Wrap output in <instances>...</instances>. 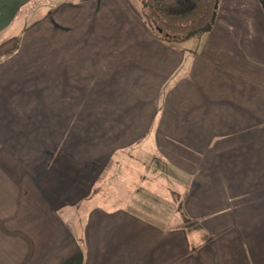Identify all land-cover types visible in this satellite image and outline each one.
<instances>
[{
    "label": "crops",
    "instance_id": "crops-1",
    "mask_svg": "<svg viewBox=\"0 0 264 264\" xmlns=\"http://www.w3.org/2000/svg\"><path fill=\"white\" fill-rule=\"evenodd\" d=\"M30 1L0 0V43L22 36L0 63V264H264L260 1L219 0L198 38L156 33L130 0L73 1L25 31L54 7L19 15ZM132 153L175 178L183 224L140 200L88 206Z\"/></svg>",
    "mask_w": 264,
    "mask_h": 264
},
{
    "label": "rangeland",
    "instance_id": "rangeland-1",
    "mask_svg": "<svg viewBox=\"0 0 264 264\" xmlns=\"http://www.w3.org/2000/svg\"><path fill=\"white\" fill-rule=\"evenodd\" d=\"M65 0H53L48 5L55 6ZM78 1V0H67ZM130 2L150 21H154L147 6V0H130ZM47 8L40 10L35 17L19 22L17 34L25 25L43 16ZM152 24V23H151ZM156 24V23H155ZM157 26V25H156ZM149 148V147H148ZM155 165L152 159L145 161L135 158L134 153L119 157L111 165L108 174L101 184L100 193L88 206H104L107 208H135V201H142L145 209L138 211L151 218L154 222L164 226H178L183 224L181 216L177 214V203L181 199V188L177 187L175 178ZM69 230L80 235L83 229L84 212H74L69 221Z\"/></svg>",
    "mask_w": 264,
    "mask_h": 264
},
{
    "label": "trees",
    "instance_id": "trees-1",
    "mask_svg": "<svg viewBox=\"0 0 264 264\" xmlns=\"http://www.w3.org/2000/svg\"><path fill=\"white\" fill-rule=\"evenodd\" d=\"M53 0H31L27 3L19 13L22 15L29 10H34L41 4H49ZM219 0H147V6L152 18L157 26L163 29L165 34L169 36H184L186 38H198L203 34L209 32L214 24V18L217 12V5ZM264 10V0H259ZM72 1H63L54 7L50 8L46 15L26 27L24 30H28L45 18L50 17L58 10L72 5ZM156 26V27H157ZM153 30L156 33L157 29L155 25ZM160 35V34H159ZM166 41H169V37H162ZM21 35L10 37L0 43V63L13 56L20 48ZM177 212L184 214L182 204H178ZM189 225L195 223V221L185 219ZM194 250V249H193Z\"/></svg>",
    "mask_w": 264,
    "mask_h": 264
},
{
    "label": "water",
    "instance_id": "water-1",
    "mask_svg": "<svg viewBox=\"0 0 264 264\" xmlns=\"http://www.w3.org/2000/svg\"><path fill=\"white\" fill-rule=\"evenodd\" d=\"M157 30H158V32H159L160 34H163V33H164L163 29L160 28L159 26H157Z\"/></svg>",
    "mask_w": 264,
    "mask_h": 264
}]
</instances>
